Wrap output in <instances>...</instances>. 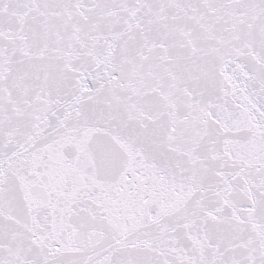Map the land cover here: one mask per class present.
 Masks as SVG:
<instances>
[{"label":"snow or ice","instance_id":"6c2138e0","mask_svg":"<svg viewBox=\"0 0 264 264\" xmlns=\"http://www.w3.org/2000/svg\"><path fill=\"white\" fill-rule=\"evenodd\" d=\"M0 264H264V0H0Z\"/></svg>","mask_w":264,"mask_h":264}]
</instances>
